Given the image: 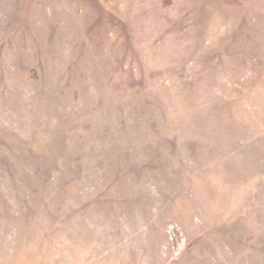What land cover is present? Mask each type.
Instances as JSON below:
<instances>
[{"label": "rangeland", "instance_id": "374dc122", "mask_svg": "<svg viewBox=\"0 0 264 264\" xmlns=\"http://www.w3.org/2000/svg\"><path fill=\"white\" fill-rule=\"evenodd\" d=\"M0 264H264V0H0Z\"/></svg>", "mask_w": 264, "mask_h": 264}]
</instances>
